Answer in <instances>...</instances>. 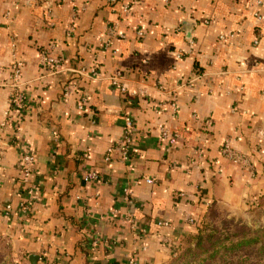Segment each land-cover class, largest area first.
Wrapping results in <instances>:
<instances>
[{
  "label": "crops",
  "instance_id": "1",
  "mask_svg": "<svg viewBox=\"0 0 264 264\" xmlns=\"http://www.w3.org/2000/svg\"><path fill=\"white\" fill-rule=\"evenodd\" d=\"M12 1L0 0V238L13 264H164L196 232L190 218L248 216L264 197V0ZM114 26L122 37L109 49ZM43 50L62 59L58 72L40 65ZM118 71L136 96L111 85ZM15 92L25 103L3 128ZM125 115L137 155L107 162ZM226 139L255 178L223 158ZM24 153L35 158L34 200ZM90 170L99 183L83 181Z\"/></svg>",
  "mask_w": 264,
  "mask_h": 264
},
{
  "label": "built area",
  "instance_id": "2",
  "mask_svg": "<svg viewBox=\"0 0 264 264\" xmlns=\"http://www.w3.org/2000/svg\"><path fill=\"white\" fill-rule=\"evenodd\" d=\"M109 2L114 3L116 0H108ZM25 0H13L12 5L13 6H19L21 3H24ZM258 3H261L258 1ZM259 20H262L261 16H258ZM137 36L139 38H142L144 36V33L140 30L137 32ZM118 37H122L119 33V30L117 26L109 28L107 32V41L104 44L106 48L112 47V42L116 40ZM63 61L59 57H54L50 54L49 50H44L41 53L40 57V65L50 72H58L62 66ZM22 64L16 63V65L13 67V78L14 80H17L21 73ZM101 76L100 70L95 67L91 71V77L93 78H99ZM111 85L116 88L119 93L123 96L127 97H134L137 95V93L129 92L127 89V86L125 85V82L123 81V74L122 72L118 71L114 75L111 76ZM73 88H76L75 84H69L66 87L65 96L68 97L71 94V91ZM87 100L83 98L81 100V104L79 106L80 110H83L85 108ZM25 103L24 96L19 93L15 92V94L12 97L10 107L6 112V121L3 122L2 127L6 128L9 124L13 122V114L18 111L23 104ZM135 131H136V124L134 119L129 116H124V126H123V136L122 138L115 142L107 151L106 155V161L110 162L114 156V154H117L120 161L123 163L131 162L133 158L137 155L138 148L135 141ZM179 139L178 134H173L169 128L163 127L161 131V140L163 142H167L169 148L176 147L177 141ZM222 156L223 158L229 160L231 163H233L235 166H237L240 170L243 172L248 173L252 178H255L257 176V171L255 168V165L253 164V161L251 158L241 152L240 150L236 149L233 146V143L231 140L226 139L224 141L223 147H222ZM35 164V158L30 153H24L20 157V166H21V173H22V185L24 189L29 193L31 196V199L34 200L37 198V194L39 192V187L33 182V173L35 170L34 167ZM83 181L88 184H96L101 181V176L98 171L90 170L83 176ZM130 196L129 190H126V200L128 201V197ZM7 210H11V206H7ZM21 213L26 214L29 212V208L27 205L22 206ZM188 223L191 225H196V222L193 218H190L188 220ZM159 227H169L170 224L168 222H158ZM200 226V225H199ZM199 226L197 228H199ZM99 238L95 239L94 245L97 246L99 244ZM43 257L41 258V260Z\"/></svg>",
  "mask_w": 264,
  "mask_h": 264
},
{
  "label": "rangeland",
  "instance_id": "3",
  "mask_svg": "<svg viewBox=\"0 0 264 264\" xmlns=\"http://www.w3.org/2000/svg\"><path fill=\"white\" fill-rule=\"evenodd\" d=\"M262 198L263 201L261 205L258 203L259 199L251 202L253 206H250L249 210H247V217L211 210L204 222L199 224L200 226L198 225L199 228H197L196 232L190 234L189 237L197 235L199 230H205L206 227L210 229H218L223 237L239 234L243 229H247L252 237L256 236L255 234L264 227V197ZM189 237L178 246L172 247V256L164 264H196L198 262V258L194 259L193 256H188V251H186L189 248H193V244ZM236 240L239 239L231 237V242H235ZM0 264H13L8 244L1 238ZM206 264H264V254L260 252L258 247L254 249L251 247L246 248L245 250L234 251L228 255H224L222 252L216 260L212 263Z\"/></svg>",
  "mask_w": 264,
  "mask_h": 264
},
{
  "label": "trees",
  "instance_id": "4",
  "mask_svg": "<svg viewBox=\"0 0 264 264\" xmlns=\"http://www.w3.org/2000/svg\"><path fill=\"white\" fill-rule=\"evenodd\" d=\"M262 201L263 198H259V205L262 204ZM249 205L253 206L252 203ZM255 235L256 236L252 237L247 229H243L239 234L223 237L218 229L206 227L205 230H199L197 235L189 237L193 244V248H189L186 251H188V256H193L194 259L198 258L196 264L212 263L222 252L224 255H228L234 251L245 250L251 247H253V249L258 247L260 252L264 254V227ZM231 237H235V239L239 240L231 242Z\"/></svg>",
  "mask_w": 264,
  "mask_h": 264
},
{
  "label": "water",
  "instance_id": "5",
  "mask_svg": "<svg viewBox=\"0 0 264 264\" xmlns=\"http://www.w3.org/2000/svg\"><path fill=\"white\" fill-rule=\"evenodd\" d=\"M33 259H35V260L37 261V259H38V258H37V256H34V258H33Z\"/></svg>",
  "mask_w": 264,
  "mask_h": 264
}]
</instances>
